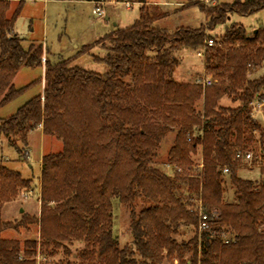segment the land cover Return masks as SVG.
I'll return each mask as SVG.
<instances>
[{
	"label": "trees",
	"instance_id": "obj_1",
	"mask_svg": "<svg viewBox=\"0 0 264 264\" xmlns=\"http://www.w3.org/2000/svg\"><path fill=\"white\" fill-rule=\"evenodd\" d=\"M116 1L138 4L140 17L106 35L101 53L91 54L107 68L99 74L72 58L54 61L41 44L26 49L15 32L25 0L15 7L0 0V108L29 89L15 86L21 70H43L46 58L43 94L0 119V138L22 160L21 146L27 148L30 134L40 127L45 137L63 146L43 156L39 185L0 164V264H39L38 256L40 264H72L53 259L60 251L70 258L68 245L74 243H85L81 264H264V181L258 187L239 178L245 165L236 159L251 150L256 135L264 141V126L254 116L255 104L264 103V75L250 79L264 66V28L248 34L233 24L221 40L210 34L233 15L264 10V0L199 7L207 28L175 31L157 26L166 18L158 5ZM211 39L214 45L208 46ZM184 48L203 51L216 84L204 89L199 83L175 81L176 53ZM84 55L78 52L77 58ZM226 96L238 106H221ZM172 134L161 164L160 148ZM199 148L196 168L192 158ZM225 168L235 188L233 202L224 199ZM38 188L39 217L3 221L6 204ZM115 201L130 208L133 243L123 248L115 234ZM139 203L144 204L141 210ZM201 209L209 228L199 234ZM29 225L39 227L40 241L22 244L2 237ZM191 228L194 236L179 242L177 237Z\"/></svg>",
	"mask_w": 264,
	"mask_h": 264
},
{
	"label": "rangeland",
	"instance_id": "obj_2",
	"mask_svg": "<svg viewBox=\"0 0 264 264\" xmlns=\"http://www.w3.org/2000/svg\"><path fill=\"white\" fill-rule=\"evenodd\" d=\"M104 1L98 5L104 11V16L99 17L94 14L97 6L86 0H39L37 2L27 0L16 23L15 32L23 40V45L26 49L32 44L48 45L50 49L47 48V50L53 55L52 59L54 61L59 58H72L73 60L75 59L74 63L83 69L104 74L107 72V68L104 65L95 63L91 54L98 55L101 53L102 40L106 35L117 29L130 27L140 17V6L138 4H132L131 8H128L124 5L125 3L120 4L116 0ZM149 1L168 3L167 6H159L160 11L166 15V18L159 21L157 26L169 31H175L182 27L191 29L207 28L208 21L200 8H210L222 3L232 4L235 0H210L208 4L202 0L192 3H189L188 0ZM17 4L18 2H12V7ZM233 24L242 25L247 33L251 34L259 28H264V10L249 16L233 15L226 25L217 27L210 34L216 40H221L226 34L227 28ZM81 51L87 52L88 55L77 58L78 52ZM199 52L203 53L202 50L195 51L184 48L176 53L180 65L174 74L175 81L180 83H199L208 77L216 84L218 78L214 74L208 73L205 67V56L200 57ZM43 65V70L28 68L21 70L20 77L15 83L16 88L20 89L29 85L30 87L16 100L3 107L0 111V117L14 115L31 98L42 93L44 80L41 83V79L43 77L42 72H45V64L43 63ZM263 75L264 66H259L256 69V73L250 76V79L260 78ZM238 104V102H233L232 98L228 96L224 97L220 102V105L224 107H236ZM203 106L204 102L202 100L197 105L198 112L203 110ZM254 110L255 118L259 119L258 121L264 126V106L255 104ZM255 137V142L250 146V151L256 156L262 155V161L260 165L255 163L252 167H242L238 176L243 180L254 181L260 187L264 181V174L262 173V169H264V141H260L259 135ZM173 139L174 134L169 135L162 144L158 157L159 163L162 164L165 161ZM28 141L29 146L27 148L20 145L24 150L25 160L20 158L16 149L6 139L0 141V164L20 172L25 179H32L35 184L39 185L43 156L61 151L63 146L55 138L46 137V139H41L40 134L36 132L30 135ZM200 152L201 149L199 148L198 154L192 158L196 168L201 161ZM223 180L225 201H235V188L231 184L229 175L223 174ZM143 207L144 204L139 203L138 210ZM39 208L41 212L40 188L28 195L22 194L15 203L7 205L3 212V221L7 223L20 222L24 215L39 217ZM21 209L24 210L23 213H21ZM114 221L115 234L119 237L121 248L132 245L129 206L115 201ZM187 233L177 237V240L179 242L189 241L194 236V230L191 228V232ZM198 233L200 234L201 232ZM2 237L5 240H19L22 244L29 240L40 241V229L37 225H29L28 228H20L18 232L14 230L6 231ZM68 247L72 254L70 258H67L63 251H60V254L53 260L56 262L65 263L70 261L72 264H81L83 260H81L80 254L85 249V243H74L68 245ZM187 258H190V256ZM38 260L40 263L43 262L41 256H38Z\"/></svg>",
	"mask_w": 264,
	"mask_h": 264
},
{
	"label": "built area",
	"instance_id": "obj_3",
	"mask_svg": "<svg viewBox=\"0 0 264 264\" xmlns=\"http://www.w3.org/2000/svg\"><path fill=\"white\" fill-rule=\"evenodd\" d=\"M204 1L206 4L209 3L210 0H202ZM128 7H131L132 3L130 2H127L125 3ZM100 5V4H98ZM96 5L97 7L95 8V11H94V14L98 15L99 17H103L104 16V11L102 10V8L100 6ZM207 45L208 46H213L214 45V40L211 39V40H208L207 41ZM199 56L200 57H203L204 54L199 52ZM46 61V58L44 56L43 58V63H45ZM199 84L202 85V87L205 89L206 87H211L214 85V82L211 78H206L205 80L203 81H200ZM262 158L263 156L262 155H255L252 151H249V152H246V153H238L236 155V159L241 161L245 166L247 167H252L254 166L255 163H258L260 165L261 161H262ZM229 172V169L228 168H225L223 173L224 174H228ZM200 226H199V230L200 232L202 231H205L209 228V224H208V215L201 209L200 210ZM40 264V262H39Z\"/></svg>",
	"mask_w": 264,
	"mask_h": 264
},
{
	"label": "crops",
	"instance_id": "obj_4",
	"mask_svg": "<svg viewBox=\"0 0 264 264\" xmlns=\"http://www.w3.org/2000/svg\"><path fill=\"white\" fill-rule=\"evenodd\" d=\"M7 1H10L11 2V4H12V2H19L20 0H7ZM26 1L27 0H25V3H26ZM32 1H35V2H37V1H39V0H32ZM89 2V1H88ZM148 2H149V4L150 5H158V6H167V4L168 3H166V2H150L149 0H148ZM91 3H93V2H91ZM120 4H123V3H120ZM124 5H126V4H124ZM127 6V5H126ZM128 7V6H127ZM128 8H131V7H128ZM109 19V18H108ZM112 32H114V31H112ZM44 46V49H45V52H46V50H47V48H49V46L47 45V46H45V45H43ZM86 46V45H85ZM50 49V48H49ZM21 73V72H20ZM20 73L18 74V76L16 77V79H15V81H14V83H16V81H17V79L20 77ZM44 73L45 72H42V74H43V77H42V81L44 80ZM44 87H45V81H43V83H42V93L41 94H43V91H44ZM40 95V94H39ZM36 97V96H35ZM34 98V97H33ZM32 99V98H31ZM30 99V100H31ZM29 100V101H30ZM260 105H262V106H264V103L263 104H260ZM2 110V108H0V111ZM11 116H13V115H11ZM11 116H8V117H0V119H6V118H9V117H11ZM257 120H259V119H257ZM36 133H39L40 134V137H41V139L42 138H44V139H46V137L44 136V134H43V129H42V127H40L38 130H36L35 131ZM32 134V133H31ZM30 134V135H31ZM30 137V136H29ZM3 139H5V138H0V141H2ZM41 167H42V164H41ZM16 202V201H15ZM15 202H13V203H15ZM13 203H10V204H13ZM7 205H9V204H6L5 206H4V208H3V211H2V218H3V212H4V210H5V207L7 206ZM24 212V210L23 209H21V213H23ZM39 212H40V208H39ZM175 264H178V262L176 261L175 262Z\"/></svg>",
	"mask_w": 264,
	"mask_h": 264
},
{
	"label": "water",
	"instance_id": "obj_5",
	"mask_svg": "<svg viewBox=\"0 0 264 264\" xmlns=\"http://www.w3.org/2000/svg\"><path fill=\"white\" fill-rule=\"evenodd\" d=\"M256 32V31H255Z\"/></svg>",
	"mask_w": 264,
	"mask_h": 264
}]
</instances>
